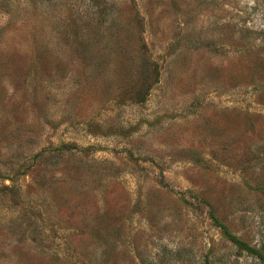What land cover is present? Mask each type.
<instances>
[{"label":"rangeland","instance_id":"1","mask_svg":"<svg viewBox=\"0 0 264 264\" xmlns=\"http://www.w3.org/2000/svg\"><path fill=\"white\" fill-rule=\"evenodd\" d=\"M264 0H0V264H264Z\"/></svg>","mask_w":264,"mask_h":264},{"label":"trees","instance_id":"2","mask_svg":"<svg viewBox=\"0 0 264 264\" xmlns=\"http://www.w3.org/2000/svg\"><path fill=\"white\" fill-rule=\"evenodd\" d=\"M223 231L225 234H227L230 239H232L236 245H238L239 247H248L246 246L245 242H243L242 240L238 239L236 236L232 235L224 226H223ZM248 249H251L252 253H255V255L264 262V252H261L259 250L253 249L248 247Z\"/></svg>","mask_w":264,"mask_h":264}]
</instances>
